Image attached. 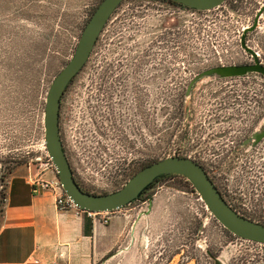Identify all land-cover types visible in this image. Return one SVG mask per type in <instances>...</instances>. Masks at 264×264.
Returning a JSON list of instances; mask_svg holds the SVG:
<instances>
[{
    "label": "rangeland",
    "instance_id": "1",
    "mask_svg": "<svg viewBox=\"0 0 264 264\" xmlns=\"http://www.w3.org/2000/svg\"><path fill=\"white\" fill-rule=\"evenodd\" d=\"M99 2L0 0V221L12 175L30 168L39 180L58 177L49 165L43 140L46 92L71 57ZM139 6V1H127L121 6L124 11L118 9L111 15L73 86L76 101L69 107L68 98L63 100L60 135L78 183L90 192H110L133 175L128 166L123 170V162L133 158L134 146L126 149V143L114 141L123 131L118 121L109 127L106 120L101 121V135L93 134L95 138L88 137L81 144V130L86 128L84 91L93 75L103 70L101 66H112L121 55L149 56L154 69L161 65L152 92V161L181 153L204 158L228 203L244 216L264 223V138L253 148L240 145L264 125V77L250 73L200 80L187 98L173 86H169V94L161 93L165 88L163 67L169 83L180 82L185 89L207 68L251 63L240 38L254 21L256 27L247 34L246 44L264 64V0H225L203 11L163 5L161 14ZM134 10H141L140 19H131L132 23ZM118 13H126L123 27L127 23L136 26L131 28L133 32L122 28L115 18ZM119 39L123 43H118ZM244 97L249 101L254 97L259 106L247 100L243 104ZM246 106L252 115L249 118L229 114L237 109L245 113ZM136 146L141 159L148 160L144 142ZM45 171L54 174L41 176ZM188 183L181 177L157 181L147 192L152 199L147 213L148 203L143 198L99 214V259L94 264H213L207 252L224 264H264V245L226 230Z\"/></svg>",
    "mask_w": 264,
    "mask_h": 264
},
{
    "label": "water",
    "instance_id": "2",
    "mask_svg": "<svg viewBox=\"0 0 264 264\" xmlns=\"http://www.w3.org/2000/svg\"><path fill=\"white\" fill-rule=\"evenodd\" d=\"M121 1L101 0L98 3L83 26L71 57L53 78L46 92L43 112L44 147L66 195L80 209L92 212H111L130 205L159 176L177 174L185 177L191 183L207 209L225 229L240 238L264 244V223L251 220L238 213L224 199L203 168L187 157L174 155L155 160L139 169L120 188L110 192H88L76 182L60 136V99L70 80L87 62L104 25ZM173 1L186 8L203 11L219 6L225 0ZM255 26L256 21L243 31L240 38L241 47L251 55L253 62L222 64L197 73L187 86L185 98L190 95L193 86L200 80L207 82L212 79L242 76L253 72L264 76V64L259 61L256 51L245 41L246 31ZM263 135L264 128L255 132L251 139L255 143ZM151 204L152 201L149 200L147 211L144 213L150 210ZM210 256L213 259V264H224L218 256Z\"/></svg>",
    "mask_w": 264,
    "mask_h": 264
},
{
    "label": "flooded vegetation",
    "instance_id": "3",
    "mask_svg": "<svg viewBox=\"0 0 264 264\" xmlns=\"http://www.w3.org/2000/svg\"><path fill=\"white\" fill-rule=\"evenodd\" d=\"M127 1H133V2L139 1L142 4V6H139V7L140 8L142 7L143 11H148L150 9V10H153L157 13L159 12L160 14L163 11L162 10L163 5H172V6L181 7L183 9L184 8L189 9V8H186L185 6L175 2L173 0H122L117 5L114 12L117 11L118 9L121 12L124 11V9L121 8V6H123ZM151 5H153V6H151ZM155 6H160V8L155 7ZM128 9L130 10L129 13L132 14V9L131 8H128ZM190 10H192V9H190ZM193 11H198V10H193ZM140 12H141V10H134L135 14L131 15L130 21H132L131 19H134V20L140 19ZM125 15H126V13H122V14L118 13L115 18H117L118 21L121 23L123 29H126L127 27H129L128 29L133 32L134 30H132L131 28H135L136 26H132V25L128 26V23H127V26L123 27V25L125 24V21H126V19L124 17ZM110 17H109V19H110ZM132 23H133V21H132ZM105 25H104V27H105ZM104 27H103V29H104ZM248 27H251V26H248ZM248 27H245L243 29V31ZM122 28L119 26L118 27L119 31ZM253 29L246 31L245 41H246L247 34L249 32H251ZM243 31H242V34H243ZM242 34H241V37H242ZM120 38H122V37H120ZM118 43H120V44L123 43V40L119 39ZM252 62H253V58H252ZM86 63L84 64V66L86 65ZM236 64H242V63H236ZM156 65L158 67H157V69H154V62H153L152 58H150L149 56L140 55V56H132V57L127 56L126 57V56L121 55V57H119L115 60V64H113L112 66L108 63L104 66H101L103 68V70L98 72L97 76L93 75L94 79L89 82L90 87L85 89V91H84V94L86 93V96H87L83 100L84 105H85V110H86L85 115H83L85 117L84 121L86 123V125H85L86 128L81 130L82 131V134L80 136V138L82 139L81 144H83V143L85 144L88 137H90L91 139L95 138V136L93 134H95L98 137L101 135V131H100L101 130V128H100L101 121L106 120L109 123L108 127L114 121H118L119 125L123 128V131H122V135H120L121 138L120 139L115 138L114 141L126 143L127 144V146H125L126 149L131 148L130 144L134 146V147H132L133 158L131 160H128V159L124 160V162H123V165H124L123 170H125L128 166L131 175L134 174L138 169H141L142 167L153 162L151 159L152 110H153V98H152L153 93L152 92H153L154 75L158 73L157 70L159 69V67H161V65H158V64H156ZM84 66L70 80V82L68 83L67 87L65 88V90L61 96L60 112H59V128H60L61 107H62L63 100L67 97L69 100V105H70L69 107L73 106V102L76 101L75 97L73 95V91H75V88L73 86H74L77 78L83 73L82 69L84 68ZM163 69H164V72L161 74V76H162V85H164L165 88L163 89V92L161 91V93L165 94V95L169 94V92L171 91V88H172V87L169 88V86H173V88L177 87V90H176L177 94L183 95V98H184L185 94H186V89H187V86L189 83L187 84L185 89L182 87L183 85L181 86L180 82L175 83L174 81H172L171 83H169L170 78L167 77L168 71H167L166 67H163ZM87 74L92 76L91 73H87ZM257 74H259V73H257ZM246 75L247 74L242 75V76H246ZM259 75H261V74H259ZM261 76H263V75H261ZM234 77H239V76H234ZM176 78H177V76H176ZM227 78H231V77H227ZM217 79H224V78H217ZM214 80H216V79H214ZM93 84L96 85V87H92ZM194 86H193V88H194ZM193 88H192V90H193ZM192 90H191V92H192ZM260 97H261V95H260ZM246 100L247 99H245V97L242 98L243 104H245ZM256 100L257 99H255L253 97L252 101L247 100V102H250V103L257 102V105L259 106V100L258 101H256ZM181 101H184V99H181ZM240 104H242V103H238L237 105L239 106ZM68 112L69 113L71 112L70 108H68ZM229 114H233L237 117H240V119L249 118L252 116L250 110H248V106H246V108H245V113L239 112V109H237L236 113L233 112V113H229ZM259 115H261V116L263 115L262 109H261V113ZM244 122H247V121H244ZM142 127L144 128V136H145L144 141L142 140V130H143ZM263 128H264V125L260 129H256V130L252 131L251 134L247 138H245L243 141H241L240 145L248 146L249 148H253L254 146H256L264 138V135L259 140H257L255 143L251 139V137L253 136V134L255 132H259ZM127 131H128L129 136L126 133ZM130 140H133V141L131 142ZM142 142H144V144H145L144 148H145V151L147 153L146 155L148 156V160L144 159L145 161H143L141 159V154L139 152L135 151V148H137L136 144L139 143V145H142ZM231 143H233V142H231ZM63 148H64V146H63ZM229 148L231 149V147H229ZM64 151L66 153L68 162H69L71 170L73 172V176H74L76 182L78 183V181L74 175L73 168H72L71 163H70L71 157H70L69 153H67V150H65V148H64ZM138 154H140V157H138ZM174 155L180 156V157H187V158L192 159L196 163H198L203 168V170L206 172V174L210 177V179L213 181L215 186L218 188V186L216 185V183L214 182V180L210 176V172L208 171L207 166H206L208 164L205 162L204 158H198V159H200V160H198V159H196V158H194L188 154H183V153L174 154ZM174 155H172V156H174ZM213 155L215 156V155H217V153H215ZM161 176H164L163 178L181 177L184 180H186L185 177H183L181 175H177V174H166V175H161ZM186 181L189 182L188 180H186ZM156 182L157 181L155 179L147 187V189L144 190L140 194V196L135 201H138V200L144 198L145 200H147V203L149 205V200L152 201V199L150 198V196H147V192L155 185ZM78 185L80 186L79 183H78ZM218 190H219V188H218ZM220 193L222 194L221 191H220ZM222 196H223V194H222ZM224 199H225V197H224ZM135 201H133V202H135ZM228 204H230V203H228ZM205 207H206V205H205ZM241 215H243V214H241ZM207 253H208V256L211 258V256H210L211 253L210 252H207Z\"/></svg>",
    "mask_w": 264,
    "mask_h": 264
},
{
    "label": "crops",
    "instance_id": "4",
    "mask_svg": "<svg viewBox=\"0 0 264 264\" xmlns=\"http://www.w3.org/2000/svg\"><path fill=\"white\" fill-rule=\"evenodd\" d=\"M31 174L30 168L21 170L6 187L0 264H94L99 259L98 217L58 209L50 190H33L41 177ZM53 174L45 171L41 176Z\"/></svg>",
    "mask_w": 264,
    "mask_h": 264
},
{
    "label": "built area",
    "instance_id": "5",
    "mask_svg": "<svg viewBox=\"0 0 264 264\" xmlns=\"http://www.w3.org/2000/svg\"><path fill=\"white\" fill-rule=\"evenodd\" d=\"M49 165L51 168H53L52 163L49 162ZM38 189L50 190L52 195L54 196L55 204L57 208L60 210L74 208L78 212L85 213L89 217H95V216L97 217L99 214L102 213V212H92V211L83 210L78 208L76 205H74L73 202L66 195L58 177H53L50 180L40 179L37 182H33V190L37 191ZM104 222H107V220L105 219Z\"/></svg>",
    "mask_w": 264,
    "mask_h": 264
},
{
    "label": "trees",
    "instance_id": "6",
    "mask_svg": "<svg viewBox=\"0 0 264 264\" xmlns=\"http://www.w3.org/2000/svg\"><path fill=\"white\" fill-rule=\"evenodd\" d=\"M97 42V41H96ZM164 176H160L158 179H156V181H159V180H161L162 178H163ZM188 184H190V183H188ZM191 185V184H190ZM83 189V188H82ZM85 191H87V190H85ZM89 192V191H88ZM93 193H95V192H93Z\"/></svg>",
    "mask_w": 264,
    "mask_h": 264
}]
</instances>
